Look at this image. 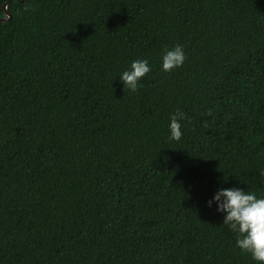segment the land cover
<instances>
[{"label":"trees","instance_id":"obj_1","mask_svg":"<svg viewBox=\"0 0 264 264\" xmlns=\"http://www.w3.org/2000/svg\"><path fill=\"white\" fill-rule=\"evenodd\" d=\"M7 2L0 264H255L206 201L264 195V0H0V20Z\"/></svg>","mask_w":264,"mask_h":264},{"label":"clouds","instance_id":"obj_2","mask_svg":"<svg viewBox=\"0 0 264 264\" xmlns=\"http://www.w3.org/2000/svg\"><path fill=\"white\" fill-rule=\"evenodd\" d=\"M186 59L183 46L165 47L160 54V68L169 73L180 68ZM151 71L148 59L138 58L119 73L124 88L135 92L143 77ZM184 114L177 111L169 116L168 139L179 141L182 137L181 121ZM264 178V169L259 172ZM225 183L227 180L224 181ZM222 217V223L236 234L235 248L250 255L255 264H264V195L238 186L220 187L206 201Z\"/></svg>","mask_w":264,"mask_h":264},{"label":"water","instance_id":"obj_3","mask_svg":"<svg viewBox=\"0 0 264 264\" xmlns=\"http://www.w3.org/2000/svg\"><path fill=\"white\" fill-rule=\"evenodd\" d=\"M21 1L23 2V1H25V0H21ZM7 6H8V2L5 3V5H4V9H5V11H6V15H7L8 18H7V19H2V20H0V22H10L11 19H12L11 14H9L8 11H7Z\"/></svg>","mask_w":264,"mask_h":264}]
</instances>
